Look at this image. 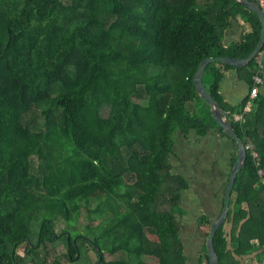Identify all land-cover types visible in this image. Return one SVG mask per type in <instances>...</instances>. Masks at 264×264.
I'll use <instances>...</instances> for the list:
<instances>
[{
	"label": "trees",
	"instance_id": "obj_1",
	"mask_svg": "<svg viewBox=\"0 0 264 264\" xmlns=\"http://www.w3.org/2000/svg\"><path fill=\"white\" fill-rule=\"evenodd\" d=\"M231 20L251 30L225 46ZM260 32L235 0H0V264H184L178 217L189 186L171 170L175 135H225L194 76L206 57L246 58ZM231 68L259 89L236 107L219 91ZM263 76L257 58L203 73L259 154L247 151L229 205L236 255L258 246L264 255ZM213 246L222 264V226Z\"/></svg>",
	"mask_w": 264,
	"mask_h": 264
},
{
	"label": "crops",
	"instance_id": "obj_2",
	"mask_svg": "<svg viewBox=\"0 0 264 264\" xmlns=\"http://www.w3.org/2000/svg\"><path fill=\"white\" fill-rule=\"evenodd\" d=\"M250 30V23L231 20V26L225 29L223 35L225 46L239 41L243 34ZM257 62L260 67L261 75H264V48L257 57ZM242 75L235 68H231L224 72V76L220 81V95L224 101L232 107L239 106L244 99L248 97L250 92L249 82L243 78ZM189 136L194 140L192 141V145L196 149H193L196 152L191 155L192 164L194 166L193 172L187 174L184 170L182 172H177V174L183 175L185 179L187 178L186 175L189 178L197 177V179H200V207L198 210V214H200V239L197 237L196 241L193 240V247H190L188 243L186 244L181 240L183 247L182 255L184 257V264H208L209 258L205 246L206 233L202 223L209 222L211 224L220 214L224 191H226V188L224 189L222 186L224 182L227 187L231 170L235 164H233V161L234 158H236V145L231 139L223 135L217 129H212L206 136L201 137L197 136L195 132H190L186 137H183L181 134V140H185ZM178 141L176 140L172 145L174 147L171 148L172 153L170 158L171 156L173 157L170 159V163L172 168L173 166L184 165L183 159L185 152L182 151V154L179 152V144L177 145ZM185 160H187V157ZM215 181H217L218 184L215 185ZM186 192H184V194ZM234 199L235 195L232 193L231 200ZM243 206L246 210L248 209L246 203H244ZM221 226L223 227L224 237L226 236V255H224L222 264H256L262 259L261 255L263 250L259 246L251 254L236 255L232 246L233 224L231 219L228 220L226 216ZM185 244L187 247H185ZM254 244L257 246L256 242ZM189 249H191V252H189Z\"/></svg>",
	"mask_w": 264,
	"mask_h": 264
},
{
	"label": "water",
	"instance_id": "obj_3",
	"mask_svg": "<svg viewBox=\"0 0 264 264\" xmlns=\"http://www.w3.org/2000/svg\"><path fill=\"white\" fill-rule=\"evenodd\" d=\"M238 4L244 6L245 8L249 9L251 12L256 14L261 22V32H260V39L252 51V53L247 56L246 58H238V57H231V56H210L204 58L195 73L194 76V85L196 87V91L201 96V98L208 104L210 109L212 118L218 124L220 128H222L223 133L231 139L237 146L236 152V161L231 170L226 191H224L223 196V204L218 217L210 224L207 236H206V251L209 258L208 264H218V257L214 250L213 246V238L218 230V228L224 223L225 218L228 214L229 204H231L232 192L234 189L235 181L242 170V168L246 165L247 160V150L246 144L238 137L233 123L230 120L229 113L224 111L220 104L213 98L212 94L209 92L207 87L203 82V73L207 65L213 62H221L224 64L235 66L236 68H242L248 65L252 60L258 57L260 52L264 48V13L262 9L259 7L257 3L252 0H235Z\"/></svg>",
	"mask_w": 264,
	"mask_h": 264
},
{
	"label": "rangeland",
	"instance_id": "obj_4",
	"mask_svg": "<svg viewBox=\"0 0 264 264\" xmlns=\"http://www.w3.org/2000/svg\"><path fill=\"white\" fill-rule=\"evenodd\" d=\"M204 1V0H201ZM259 56V55H258ZM175 139L178 141L177 145H178V150L179 152L184 151V165L183 166H173L171 165V170L173 169V172H182L185 170V172L187 174L192 173L193 172V164H192V153L194 154L196 150L193 145H192V141H194L190 136L187 137V139L185 140H181V133L180 132H176L175 135ZM174 147V146H172ZM194 149V150H193ZM187 154V155H185ZM173 156H171L172 158ZM187 157V160H185V158ZM170 158V159H171ZM186 181L188 183L189 189L188 191L182 195L181 197V201H180V206L182 209L185 210V214L183 215V217H178L179 219V224H180V230H179V236L181 238V240H183L186 244L188 243L190 247H193V243H194V239L196 241L197 239V232H198V227H200V214H198V210L200 207V179H197V177L194 178H189L186 175ZM218 184L217 181H215V185ZM222 188H226V184H224L223 182V186ZM202 225L205 228V232H208V228L209 225L207 223H202ZM147 238L150 241H156L155 236L151 235V234H147ZM185 244V247H187V245ZM189 247V248H190ZM195 248V247H194ZM193 248V249H194ZM22 248L20 250L21 254H24ZM192 249V248H191ZM189 249V252H191ZM91 257L94 263H97V258H95V255L91 252ZM142 263L143 264H151V263H156V259L154 258H150V257H146L143 256L142 257Z\"/></svg>",
	"mask_w": 264,
	"mask_h": 264
},
{
	"label": "built area",
	"instance_id": "obj_5",
	"mask_svg": "<svg viewBox=\"0 0 264 264\" xmlns=\"http://www.w3.org/2000/svg\"><path fill=\"white\" fill-rule=\"evenodd\" d=\"M252 1H254L255 3H257V4L259 5V7L262 9L263 13H264V0H252ZM255 82H256L257 84H260V83H262V79L257 77V78L255 79ZM258 93H259V89H258L257 87H254V88L251 90V92H250V97H251V99L256 98L257 95H258ZM250 108H251V103H248V106L245 107L244 112H248V111L250 110ZM234 119H235L236 121H237V120H240V119H241V116L238 115V114H236V115L234 116ZM246 150H247V151H248V150L250 151V154H251L252 158L255 160V162H258V161H259V154H258V152L253 148V146H252L251 144L246 145ZM258 174H259V176H260V178H261L262 184L264 185V170H259ZM256 264H264V255H263V257H262V261H259V262H257Z\"/></svg>",
	"mask_w": 264,
	"mask_h": 264
},
{
	"label": "flooded vegetation",
	"instance_id": "obj_6",
	"mask_svg": "<svg viewBox=\"0 0 264 264\" xmlns=\"http://www.w3.org/2000/svg\"><path fill=\"white\" fill-rule=\"evenodd\" d=\"M200 218V217H199ZM198 234H197V236L199 237V239H200V227H198V232H197ZM195 240V239H194Z\"/></svg>",
	"mask_w": 264,
	"mask_h": 264
}]
</instances>
